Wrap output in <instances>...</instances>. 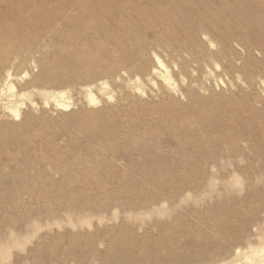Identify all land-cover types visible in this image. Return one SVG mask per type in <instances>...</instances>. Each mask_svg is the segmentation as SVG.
<instances>
[{"label":"rangeland","instance_id":"rangeland-1","mask_svg":"<svg viewBox=\"0 0 264 264\" xmlns=\"http://www.w3.org/2000/svg\"><path fill=\"white\" fill-rule=\"evenodd\" d=\"M0 25V264L264 261V0H0Z\"/></svg>","mask_w":264,"mask_h":264},{"label":"bare ground","instance_id":"bare-ground-1","mask_svg":"<svg viewBox=\"0 0 264 264\" xmlns=\"http://www.w3.org/2000/svg\"><path fill=\"white\" fill-rule=\"evenodd\" d=\"M6 16H7V15H6ZM11 16H12V15H11ZM19 16H20V15H19ZM12 17H13V16H12ZM23 17H24V16H23ZM26 17H27V15L25 16V18H26ZM4 18H5V17H4ZM4 18H3V19H4ZM9 18H10V17H9ZM25 18H24V19H25ZM27 18H29V17H27ZM12 19H13V18H12ZM18 19H20V18H18ZM56 19H57V18H56ZM16 20H17V19H16ZM25 20H26V19H25ZM28 20L30 21V18H29ZM2 21H3V20H2ZM2 21H1V22H2ZM17 21L20 22V20H17ZM17 21H16L15 23H17ZM23 21H24V20H23ZM26 21H27V20H26ZM29 21H28V25H30V24H29ZM12 22H13V20H12ZM24 22H25V21H24ZM20 23H21V22H20ZM20 23H19V25H20V27H21V24H22V23H21V24H20ZM25 24H26V22H25ZM1 25H2V23H1ZM1 25H0V28L2 29ZM19 25L16 27L18 30L20 29V28H19ZM5 26H6V23H5ZM7 26H8V25H7ZM22 26H23V24H22ZM25 26H27V24H26ZM25 26H24V27H25ZM34 26H35V25H34ZM3 27H4V26H3ZM13 27L15 28V26H13ZM7 28H8V27H6V29H7ZM9 28H12V27H9ZM22 28H23V27H22ZM25 29H28V28L25 27ZM32 29H33V28H32ZM23 30H24V29H23ZM23 30H22V32H23ZM24 31H25V30H24ZM19 32H20V31H19ZM19 32H18V33H19ZM22 32H21V33H22ZM1 35H2V33H1ZM1 38H2V37H1ZM1 38H0V40H1ZM159 63L162 64L161 61H159ZM162 65H163V64H162ZM1 171H2V170H1ZM260 201H261V200H260ZM228 214H229V213H228ZM218 217H219V215H218ZM218 217H217V218H218ZM225 218H226V217H225ZM215 219H216V218H215ZM201 220H202V219H201ZM218 220H219V219H218ZM218 220L216 219V221H218ZM218 222H219V221H218ZM220 223H221V222H220ZM245 225H246V224H245ZM259 226H260V225H259ZM213 231H214V230H213ZM255 231H256V230H255ZM262 232H263V231H262ZM260 234H261V233H260ZM253 236H254V235H253ZM250 237H251V236H250ZM250 242H251V241H250ZM261 242H262V241H261ZM251 243H252V242H251ZM235 245H236V244H235ZM238 245H240V244H238ZM251 248H252V247H251ZM262 248H263V247H262ZM175 250H177V249L174 248L173 252H176ZM244 250H245V249H244ZM168 251H169V250H168ZM179 251H180V250H179ZM244 252H245V251H244ZM255 252H256V251H255ZM129 253H130V252H129ZM178 253H179V252H178ZM253 253H254V252H253ZM217 254H218V253H217ZM217 254H215V255L218 256ZM219 254H220V253H219ZM221 254L224 255L223 253H221ZM221 254H220V256H222ZM232 255H233V254H232ZM250 255H251V254H250ZM216 256H215V257H216ZM222 257H223V256H222ZM216 258H217V257H216ZM214 259H215V258H214ZM253 259H254V257H253ZM256 259H257V258H256ZM261 259H262V258H261ZM225 260H226V259H225ZM225 260H224V261H225ZM234 260H235V259H234ZM150 261L152 262V260H149V261H148L149 264L151 263ZM157 261H158V260H157ZM207 261H208V260H207ZM148 262H147V263H148ZM158 262H159V261H158ZM213 262H214V261H213ZM152 263L154 264V262H152ZM155 263H156V262H155ZM210 263H211V262H209V264H210ZM235 263H236V262H235ZM241 263H242V262H241ZM207 264H208V263H207ZM258 264H264V261L258 262Z\"/></svg>","mask_w":264,"mask_h":264}]
</instances>
